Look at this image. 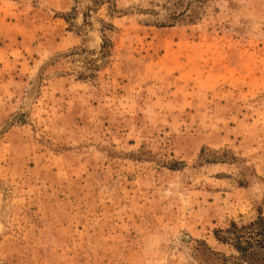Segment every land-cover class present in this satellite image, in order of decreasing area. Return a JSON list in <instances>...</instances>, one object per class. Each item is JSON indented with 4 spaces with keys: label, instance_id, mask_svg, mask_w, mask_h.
<instances>
[{
    "label": "rangeland",
    "instance_id": "374dc122",
    "mask_svg": "<svg viewBox=\"0 0 264 264\" xmlns=\"http://www.w3.org/2000/svg\"><path fill=\"white\" fill-rule=\"evenodd\" d=\"M260 218L264 0H0V264H250Z\"/></svg>",
    "mask_w": 264,
    "mask_h": 264
},
{
    "label": "trees",
    "instance_id": "16d2710c",
    "mask_svg": "<svg viewBox=\"0 0 264 264\" xmlns=\"http://www.w3.org/2000/svg\"><path fill=\"white\" fill-rule=\"evenodd\" d=\"M223 232L225 235L220 234ZM217 236L222 241L233 242L241 254L240 259L253 264L260 251L264 250V218L241 226L233 221L226 230L220 229Z\"/></svg>",
    "mask_w": 264,
    "mask_h": 264
}]
</instances>
